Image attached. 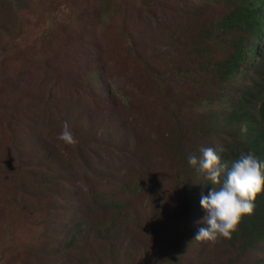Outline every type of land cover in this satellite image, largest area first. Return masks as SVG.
Wrapping results in <instances>:
<instances>
[{"label":"rangeland","instance_id":"rangeland-1","mask_svg":"<svg viewBox=\"0 0 264 264\" xmlns=\"http://www.w3.org/2000/svg\"><path fill=\"white\" fill-rule=\"evenodd\" d=\"M198 1L0 4V264H264L260 243L236 258L195 240L219 185L188 156L245 145L204 127L225 109L207 105L202 64L224 51L190 52ZM65 121L78 143L57 139Z\"/></svg>","mask_w":264,"mask_h":264},{"label":"trees","instance_id":"trees-1","mask_svg":"<svg viewBox=\"0 0 264 264\" xmlns=\"http://www.w3.org/2000/svg\"><path fill=\"white\" fill-rule=\"evenodd\" d=\"M18 2L19 0H0V4L7 9L4 13L9 18L16 14L15 4ZM151 7L153 6L148 8ZM212 7L215 15L211 16L208 12ZM219 10L221 13H218ZM2 11L0 10V17L3 15ZM189 14L190 19L185 20L183 26L189 30L192 25H199L201 29L189 41L190 52L200 50L207 57L206 43H210L209 40H213L224 51V57L212 64H209L210 61L202 64V71L209 69L207 88H210V92H219V95L209 97L207 105L217 110L225 109L224 117L221 118L223 123L221 120L217 121L218 116L212 112L210 125H204L205 130L218 133L216 130L227 128L228 138L238 136L245 144L242 149L244 153H254L264 160V0H199ZM191 19L193 23L190 22ZM199 19L203 21L201 24ZM135 29L138 30V25ZM138 35H141L139 31ZM244 67L249 76L242 85L233 88L234 80L239 78ZM221 142H224V138ZM240 153L227 151L228 157H223L221 161L230 168L228 159H237ZM18 191L26 193L32 189L20 186ZM19 197H22L20 193ZM218 240L221 241L215 244L216 248H222L220 252L228 253L226 250L232 245L236 258L241 252L253 250L256 243L262 245L261 252L264 253V191L257 195L254 212L242 218L230 237H220ZM72 243L74 242L68 244ZM67 251L64 248L61 254L70 261V253Z\"/></svg>","mask_w":264,"mask_h":264},{"label":"clouds","instance_id":"clouds-1","mask_svg":"<svg viewBox=\"0 0 264 264\" xmlns=\"http://www.w3.org/2000/svg\"><path fill=\"white\" fill-rule=\"evenodd\" d=\"M58 140L65 144L78 143L67 121L64 122ZM202 158L188 156V163L206 174V180L218 188L212 187L208 195H201L200 204L208 213L195 240L215 242L220 237L228 238L234 232L245 215H251L255 209L257 195L264 191V160L254 153L241 152L231 166L222 163L219 153L223 146L201 148ZM222 177H225L222 179Z\"/></svg>","mask_w":264,"mask_h":264}]
</instances>
